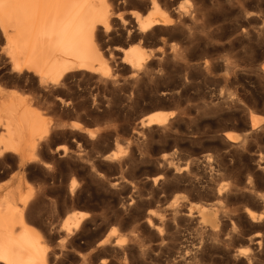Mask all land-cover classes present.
Segmentation results:
<instances>
[{"label":"rangeland","instance_id":"374dc122","mask_svg":"<svg viewBox=\"0 0 264 264\" xmlns=\"http://www.w3.org/2000/svg\"><path fill=\"white\" fill-rule=\"evenodd\" d=\"M177 4L185 19L162 40L104 42V74L72 71L54 92L17 86L49 134L35 160L0 157V196L20 181L45 264H264V0ZM131 44L155 61L148 73L130 76L113 48ZM8 80L0 70V86L14 87ZM155 110L172 114L140 127ZM250 112L263 120L247 131ZM203 205L215 228L201 222Z\"/></svg>","mask_w":264,"mask_h":264},{"label":"bare ground","instance_id":"6f19581e","mask_svg":"<svg viewBox=\"0 0 264 264\" xmlns=\"http://www.w3.org/2000/svg\"><path fill=\"white\" fill-rule=\"evenodd\" d=\"M136 1L139 0H0V70L4 69V77L14 86H0V157L16 155L20 161L35 160L38 140L49 134L34 97H28L17 86L34 84L37 91L44 88L54 92L64 86L72 71L104 74L102 45L114 33L129 35L138 42L162 40L174 29L176 21L185 19L179 5H174L175 0H141L140 11ZM127 6L132 9L120 11ZM113 48L120 50V60L128 66L130 76L135 71L148 73L155 63L138 45ZM259 68L264 73V60ZM170 114L171 111H152L140 119L139 126L163 124ZM262 120L250 112L247 131ZM71 126L80 129L81 123L71 121ZM223 136L234 143L244 140V134L232 130H225ZM19 187L20 181L0 196V264H45L50 250L29 222L28 201ZM245 213L251 221L262 216V212L249 208H245ZM198 214L203 224L216 227V219L207 206H201ZM82 218L83 212L79 211L78 216L65 220V232L77 228ZM107 239L104 237L97 244Z\"/></svg>","mask_w":264,"mask_h":264}]
</instances>
